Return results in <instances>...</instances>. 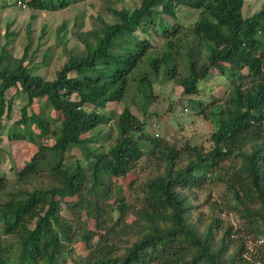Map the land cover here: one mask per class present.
Masks as SVG:
<instances>
[{"label":"trees","instance_id":"trees-1","mask_svg":"<svg viewBox=\"0 0 264 264\" xmlns=\"http://www.w3.org/2000/svg\"><path fill=\"white\" fill-rule=\"evenodd\" d=\"M16 1L32 11L55 12L74 0ZM242 3L139 0L131 11L107 7L114 23L99 19L95 28L73 34L82 49L64 52V62L51 80L31 74L23 64L28 43L19 59L0 49V124L12 104L5 93H20L25 103L14 128L20 126L30 139L23 129L32 126L52 140L50 146L38 147L15 173L11 186L0 175V264H68L72 237L84 243L91 235L86 229L74 235L58 207L65 197L80 200L84 171L90 172L91 190L100 192L103 179L125 178L138 159L154 157L156 150L157 166L141 186L136 232L121 222L122 201L114 211L109 206L116 213L109 234L117 242L108 245L105 238L75 264H245L239 245L227 254L228 230L214 241L216 220L199 230L191 220L194 206L189 197L206 179L223 183L252 233L264 240V7L243 18ZM179 7L196 13L185 30L175 22ZM165 17L174 22L169 24ZM156 40H161V51L155 48ZM180 62L184 74L178 75ZM210 69L230 87L221 106L212 109L214 127L207 151L185 146L182 153L160 146L161 140L144 134L143 122L127 108L117 115L104 110L133 87L145 113L152 101L151 79L160 73L173 79L184 95H195ZM36 101H43L37 112ZM44 107L60 116L54 132L41 118ZM29 108L32 112L27 114ZM106 125L103 134L100 128ZM13 133L19 135L16 129ZM86 133L91 135L81 138ZM74 148L82 160L63 161V154ZM42 176L51 182L26 188ZM84 208L86 217L98 223L102 213L97 211V198L85 200Z\"/></svg>","mask_w":264,"mask_h":264},{"label":"rangeland","instance_id":"rangeland-1","mask_svg":"<svg viewBox=\"0 0 264 264\" xmlns=\"http://www.w3.org/2000/svg\"><path fill=\"white\" fill-rule=\"evenodd\" d=\"M138 5L139 0H74L66 9L43 12L32 11L26 8V5L22 8L16 0H0V49L3 48L11 58L19 59L28 43L23 64L31 74L51 80L64 62V52L77 53L82 49L76 44L73 34L95 28L99 19L107 24L114 23V17L105 9L107 7L131 11ZM263 7L264 0H243L241 15L247 18ZM195 17V12L179 7L175 22L185 30L193 23ZM165 20L169 24L174 22L167 17ZM62 24H65L63 29H61ZM8 33L11 35L5 38V34ZM160 42L161 40H156L155 48L158 51L162 50ZM183 66L180 62L176 68L178 75L184 74ZM229 87L223 76L216 70L210 69L207 78L197 85V93L187 96L182 93L173 79H164L160 73L151 79L152 101L145 106V113L140 110L139 96L133 87H130L120 102L108 103L104 110L106 113L117 115L122 109L127 108L133 116L143 122L144 134L161 140L160 146L167 144L182 153L185 146H196L207 151L211 147L209 136L214 127L211 119L212 109L215 105L221 106L225 101ZM10 96L12 100L10 110L0 124V175L5 177L9 186L15 180V173L35 155L40 145L52 144L49 135L46 138L42 137L32 126L23 129L30 139L25 137L20 126L14 128L25 99L20 93L13 91L5 93L6 100ZM40 105H43V101H36L34 107H38H33V110L37 112L38 108L39 111ZM31 112L29 108L27 114ZM41 118L48 122L50 132H54L60 116L44 107L41 108ZM108 128L109 125H106L100 129L105 134ZM14 129L19 131V135L11 134ZM90 135L86 133L81 135V138H87ZM109 135L114 137V133ZM43 154L50 156L47 151ZM157 154L159 152L156 150L154 157L142 156L125 178L103 179L101 185L103 190L100 192L91 190L93 184L90 172L84 171L79 193L80 200L65 197L58 207L59 214L71 225L74 235H78L83 229L89 231L91 235L90 239L84 243L72 237L73 242L67 248L68 264L78 262L105 238L108 245L117 242V237L110 235L108 228L116 217L113 211L115 204L119 201H122L125 206L123 215L120 217L121 222L130 225L132 228L130 231L136 232L133 227L139 224L136 216L142 206L141 186L157 166ZM62 159L65 162L81 161L82 155L78 149L74 148L65 152ZM50 182L47 176H42L33 180L26 188L43 187ZM189 197L194 206L191 220L199 226V230H203L211 219L216 220L217 227L213 231L214 241L224 230H228L227 254L232 253L239 245L245 264H264V240L255 237L252 233L248 219L233 205L223 183L206 179L200 189L189 192ZM96 198L97 211L102 213L97 215L98 223L86 217L84 208L85 200L95 201ZM109 206H113V213ZM105 232L107 236L104 235Z\"/></svg>","mask_w":264,"mask_h":264},{"label":"clouds","instance_id":"clouds-1","mask_svg":"<svg viewBox=\"0 0 264 264\" xmlns=\"http://www.w3.org/2000/svg\"><path fill=\"white\" fill-rule=\"evenodd\" d=\"M19 5H21L22 8H24V6L22 4H20V2L16 1Z\"/></svg>","mask_w":264,"mask_h":264}]
</instances>
